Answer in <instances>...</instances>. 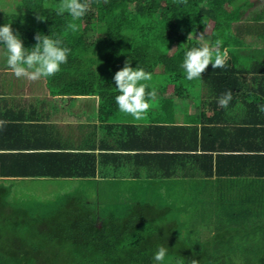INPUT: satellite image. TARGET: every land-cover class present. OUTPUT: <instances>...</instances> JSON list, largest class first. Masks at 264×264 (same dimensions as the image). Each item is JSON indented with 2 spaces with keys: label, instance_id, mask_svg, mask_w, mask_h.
I'll use <instances>...</instances> for the list:
<instances>
[{
  "label": "trees",
  "instance_id": "1",
  "mask_svg": "<svg viewBox=\"0 0 264 264\" xmlns=\"http://www.w3.org/2000/svg\"><path fill=\"white\" fill-rule=\"evenodd\" d=\"M20 1L22 10L6 11L0 17V26L11 22L26 48L36 44L34 36L40 32L62 37L71 49L60 72L44 79L49 93L89 99L101 119L124 121L121 126L130 131L129 135L136 131L137 123L119 112L113 80L127 60L133 68L138 64L152 74L149 83L155 86L157 95L149 101L148 113L173 114L177 99L198 92L196 86L202 85L207 71L216 73V82H208L211 91L219 85L221 96L234 88L225 67L213 69L210 64L201 79L189 81L180 65L185 50L198 46L195 39L187 40L188 35L199 36L204 27L210 41H224L228 59L240 57L232 49L233 25L239 18L237 0H186L183 4L174 0H89V11L76 21L80 30L75 34L66 32L70 17L55 12L59 0ZM38 14L46 20L38 21ZM89 30L95 31L94 40H87ZM215 100L211 102L220 109L217 114H227L233 100L227 108L219 107ZM210 114L202 112V121ZM191 129L198 130L197 126ZM132 141L133 134L127 145L130 149ZM262 152L253 155L256 166L251 167V179H241L243 186L237 189L236 197H212L211 191H203L201 196L178 195L175 202L179 205H174L163 200L167 198L150 197L153 191L148 183L141 188L143 196L133 192L122 197L129 199L122 203L90 199L79 193H57L34 204L30 198L0 196V264H154L159 244L169 248L163 264H188L193 258L200 264H264V240L242 241L238 227L240 222L253 223L255 232L264 231ZM205 202L218 208L211 214L216 215L213 224L220 225H215L211 238L203 240L197 225L202 217L194 215L184 226L180 215L170 213L171 206L185 203L198 207ZM202 221L209 224L210 215L205 213ZM237 254L241 260H235Z\"/></svg>",
  "mask_w": 264,
  "mask_h": 264
},
{
  "label": "crops",
  "instance_id": "2",
  "mask_svg": "<svg viewBox=\"0 0 264 264\" xmlns=\"http://www.w3.org/2000/svg\"><path fill=\"white\" fill-rule=\"evenodd\" d=\"M235 4L239 18L232 49L240 57L228 59L225 67L235 83L228 113L217 114L220 109L211 101L220 97V87L211 91L208 82H216V73L207 71L198 92L177 99L173 114L151 111L133 122L132 149L124 121L101 119L87 98L51 95L44 79L16 78L0 45V120L6 121L0 129V196L79 193L112 199L115 183L122 182V197L143 196L141 188L150 184V197L201 196L203 191L236 197L241 179H251L254 156L264 151L254 150L264 149V142L258 145L264 138V112L258 107L264 105V0ZM202 112L215 115L204 123Z\"/></svg>",
  "mask_w": 264,
  "mask_h": 264
},
{
  "label": "clouds",
  "instance_id": "3",
  "mask_svg": "<svg viewBox=\"0 0 264 264\" xmlns=\"http://www.w3.org/2000/svg\"><path fill=\"white\" fill-rule=\"evenodd\" d=\"M177 4L186 3V0H174ZM45 4L44 7H48ZM55 12L58 16L65 14L70 17L66 26V32L75 34L79 32L80 25L76 21L81 20L89 11V0H59L55 4ZM38 21L46 18L37 15ZM36 44L31 48H26L18 32H14L11 22L0 26V45L5 48V59L7 69L18 79L24 78L30 81H38L55 76L61 70V65L66 64L71 49L64 44V39L60 36L53 37L37 32L34 36ZM195 39L198 46H192L184 52V57L180 67L185 73V78L189 81L202 78V73L211 64L213 69L224 68L227 65L228 51L224 49V41L217 38L214 42L206 37L204 31L199 36L193 37L189 34L187 40ZM113 80L115 81L117 95L115 102L118 110L125 116H130L135 121L146 118L151 104L157 92L152 81V74L145 71L138 64L135 68L131 66L129 60L118 70ZM149 89H151L149 91ZM233 100L231 90L224 92L218 97L219 107L227 108ZM259 110L264 112V105H259ZM6 121L0 120V129ZM169 248L165 244L157 245L153 255L154 264H163ZM196 254L194 253V256ZM188 264H200L198 259H191Z\"/></svg>",
  "mask_w": 264,
  "mask_h": 264
},
{
  "label": "rangeland",
  "instance_id": "4",
  "mask_svg": "<svg viewBox=\"0 0 264 264\" xmlns=\"http://www.w3.org/2000/svg\"><path fill=\"white\" fill-rule=\"evenodd\" d=\"M11 10L12 11H15V10L20 11V10H22L21 1L20 0H0V17L6 11H11ZM86 38H87V40H94L95 31L94 30H89L86 33ZM5 51L6 50L3 47L1 55H3L4 58H5ZM114 183H115V181H114ZM114 183H113V185L116 184L117 191L115 193H112V194H114L115 196L112 199H104V200H106V202H119V203H122V201L125 202V200H129V199H122V194L124 193V191L122 192L121 190L124 189L126 186L121 185V184H124V183H122V182H116L115 184ZM48 193L50 194V192H48ZM185 194H186V191H185ZM185 194H184V196H185ZM36 195L39 196L40 193H37ZM49 197H44V198L48 199ZM29 200L33 201L31 204H34V203H36V201H40V200H43V199L42 198H30ZM163 200L165 202H167V203H170V204H171V201H172V204H174V205L178 204L179 205V202H175V200L178 201V199H176V198L175 199L167 198V199H163ZM100 201H103V199H100ZM160 201H162V200L159 199V202ZM171 207H172V209H171L170 216H172L173 214L174 215L177 214L178 216L180 215L181 218L184 219V221H185V222H182V224L184 226H188L186 223L192 222V221H188V219L191 218L194 215L195 216L198 215V216H200L202 218H203L205 213L210 215L209 224L204 223L202 221V218L200 219L201 221H199V223L197 224L198 227H200L199 228V236L203 240L211 238L213 233H214V230H215V225L218 226V227L220 225V224H213V223H215L214 219L216 217V215H213V214H214V211L218 210V208H215V207L211 206L207 202H205L203 204H199L198 207H194V206H191V205L187 206L185 203L182 206H180V207H177V206H171ZM195 208H197V212L198 213L195 212ZM211 212L213 214H211ZM195 216H194V218H195ZM238 225H239L238 226L239 230L241 231V232H239V235L241 236V240L242 241L249 240L250 242H252V241L255 242L257 239L264 240V231H257L256 230V232H255L254 225L256 226V224L240 222V223H238ZM241 259H242V257L237 254V256L235 257V260L237 261V260H241Z\"/></svg>",
  "mask_w": 264,
  "mask_h": 264
}]
</instances>
